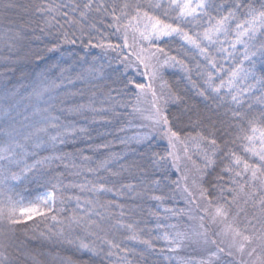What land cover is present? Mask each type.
<instances>
[{
	"label": "trees",
	"instance_id": "16d2710c",
	"mask_svg": "<svg viewBox=\"0 0 264 264\" xmlns=\"http://www.w3.org/2000/svg\"><path fill=\"white\" fill-rule=\"evenodd\" d=\"M260 132L264 0H0V264H264Z\"/></svg>",
	"mask_w": 264,
	"mask_h": 264
},
{
	"label": "rangeland",
	"instance_id": "374dc122",
	"mask_svg": "<svg viewBox=\"0 0 264 264\" xmlns=\"http://www.w3.org/2000/svg\"><path fill=\"white\" fill-rule=\"evenodd\" d=\"M173 2L176 5H179L186 13H189L190 16L196 15L197 13H199V11L204 6V0H173ZM259 28H260V23L254 22V21H252L248 26L242 25V27H240V30H239L240 34H239V37L237 39V41H238L237 44L243 48H245V46H247V47L252 46L254 44L253 43L254 37L256 38L257 35L259 34V32L261 31ZM146 31H147V29H146ZM148 31H150V33L152 35H155L156 37L167 36V35L171 34V31H168V30L164 29L163 27H160L156 24L152 25ZM178 145H180V144H178ZM251 147H252L253 153L256 156H258L259 158L264 160V132H260L257 134L255 139L252 140ZM176 152H177V149H176ZM181 155H182L181 153H180V156L177 155V158L180 159L181 163L183 164L184 170L186 169V172L188 171L187 175L189 177V182H190V180L192 181V184L194 185V190L197 191L198 181H197L196 175H195V177L192 176V174H193L192 171L194 169L192 162L189 160V158L185 152H183V155L185 156L184 158H181ZM195 168H196V165H195ZM239 208H240V206H239ZM195 210L190 212V216H192V218L197 217L199 219V217H201L200 213L198 211H197L198 212L197 213ZM243 210L244 209L242 208V211ZM218 211H220V210H218ZM242 211H241V213L244 215L245 213ZM33 212H34L33 210H29V211L26 210V213L25 212L24 213H25V216L26 215L29 216V214H31ZM219 214H220V212H217V211L214 212L213 218H212V223H215V225H219V224L223 225L222 232H223V235L225 237H227L229 235L228 232L230 230H232V234H231L229 240L232 244L234 243V246H236L235 248L239 249L244 243L248 242L249 246H250L248 249V252H250V253H248V255H252V253H253L252 250L254 249L253 247H255V245L258 247V250L261 251L263 242L260 241L261 240L260 238H257L256 236H252L250 233H247L246 226H241L239 220L236 222L232 218V219H228L227 221H225L224 219H222L224 217L222 215H220V219H218L217 217ZM209 220H211V218ZM190 224H191L192 230H193V233H190L191 235H193V243H195L196 247H199L200 241H201V235L199 234L200 230L197 231V227L192 222H190ZM260 228L261 227L257 225V227L254 231V233L256 235H258L259 231L261 230ZM181 230H182L181 228H178L177 230H175L172 233V234H174L172 237L170 235H168V238L175 242V246L178 249V251L183 249V245H184L183 241L186 240V233L187 232L184 233ZM260 254L264 255V249L262 252H260ZM179 256L181 258H184V256H182L181 252H180ZM263 259H264V257H263Z\"/></svg>",
	"mask_w": 264,
	"mask_h": 264
}]
</instances>
